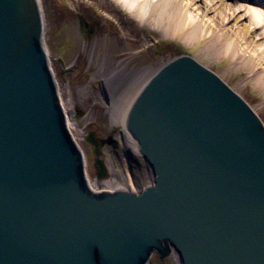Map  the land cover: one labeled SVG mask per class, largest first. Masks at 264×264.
I'll use <instances>...</instances> for the list:
<instances>
[{"label": "water", "instance_id": "95a60500", "mask_svg": "<svg viewBox=\"0 0 264 264\" xmlns=\"http://www.w3.org/2000/svg\"><path fill=\"white\" fill-rule=\"evenodd\" d=\"M43 35L39 0H0V264H264V125L247 102L173 58L126 117L152 183L95 193ZM87 140L102 178L114 139Z\"/></svg>", "mask_w": 264, "mask_h": 264}, {"label": "rangeland", "instance_id": "374dc122", "mask_svg": "<svg viewBox=\"0 0 264 264\" xmlns=\"http://www.w3.org/2000/svg\"><path fill=\"white\" fill-rule=\"evenodd\" d=\"M39 1L44 43L58 93L76 127L87 177L98 181L95 188H103L102 181L107 179H131L130 191L138 193L152 183L149 165L131 151L115 116L141 83L178 56H190L216 74L264 125V91L257 89L247 69L232 68V57L217 50L220 42L236 40L256 55L254 63L264 73V55L258 54L259 49L264 50L261 30L254 29L243 12L229 14L235 0H191V13L208 26L206 35L191 40L141 25L114 0ZM262 2L252 0L249 5L257 8L255 4ZM221 30L222 35L214 39ZM90 134L97 140L114 139L113 144L98 147L106 168L102 178L97 177L94 147L87 140ZM147 264H176V258L153 254Z\"/></svg>", "mask_w": 264, "mask_h": 264}, {"label": "bare ground", "instance_id": "6f19581e", "mask_svg": "<svg viewBox=\"0 0 264 264\" xmlns=\"http://www.w3.org/2000/svg\"><path fill=\"white\" fill-rule=\"evenodd\" d=\"M118 3L122 9L126 10L128 14L134 16L141 25L152 26L154 28L164 31L165 34H182L186 36L185 38L194 39L197 36H204L207 34V28L202 21L196 19L190 11V5L192 4L191 0H114ZM235 8L233 12L229 14H235L237 12H243L244 17L254 25V29H259L260 35L264 38V2L255 4L257 8H253L249 4L252 3V0H235ZM40 2V1H39ZM41 6V2H40ZM259 8V9H258ZM42 9V6H41ZM42 19L44 21L43 11L41 10ZM220 15H222L219 12ZM222 30L216 34L214 39L220 37ZM189 40V41H190ZM218 51H221L226 56L232 57V68L239 69L244 68L249 71V78L253 81L259 90L264 91V73L260 66L254 63L256 55L249 54L245 47H241L236 40H225L220 42L218 46ZM258 54L263 57L264 50L259 49ZM156 72V71H155ZM148 78L137 87L125 101L123 107L120 109L118 114L115 116L116 122L122 127V132L124 136L129 141V146L131 151L141 157V154L138 150V145L133 139L131 134L126 129V117L128 110L135 99L137 93L144 85ZM62 111L64 114V120L66 127L78 144V141L75 137L74 131H76L75 125L71 122L69 117V110L65 107L64 103L61 100ZM85 169V173H86ZM86 179L88 185L95 193L100 192H113L118 190H132V181L131 179L118 180L116 178L107 179L102 181L103 188H95L98 185L97 179L91 180L87 177ZM176 264H180L179 258L175 255Z\"/></svg>", "mask_w": 264, "mask_h": 264}]
</instances>
